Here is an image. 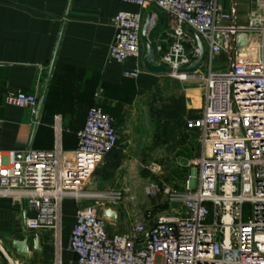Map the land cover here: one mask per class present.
<instances>
[{
	"label": "built area",
	"instance_id": "obj_1",
	"mask_svg": "<svg viewBox=\"0 0 264 264\" xmlns=\"http://www.w3.org/2000/svg\"><path fill=\"white\" fill-rule=\"evenodd\" d=\"M120 1L140 8L155 5L167 13L174 25L161 61L173 70L170 76L203 84L202 114L187 123L191 132H200L197 176L187 177L184 191L150 185L147 193L164 195L169 208L161 213L149 209L126 232L110 234L113 221L103 211L125 197L121 192L93 194L87 187L116 147L118 133L113 117L95 103L72 153L59 145L51 151L0 152V199L11 198L25 214L34 213L25 218L29 230L56 234L63 201L73 199L77 211L70 249L77 264H264V1L246 25L237 23L236 4L225 10L223 0ZM143 21L142 12L116 15L110 60L139 61ZM155 21L151 15L150 28ZM189 30L207 43L205 75L200 72L205 63L197 72L177 73L200 55ZM157 51H162L160 45ZM221 54L228 56L229 69L215 73L213 64ZM140 73L136 69L127 75L137 78ZM6 102L35 111L37 97L15 91ZM86 200L93 203L86 205Z\"/></svg>",
	"mask_w": 264,
	"mask_h": 264
},
{
	"label": "crops",
	"instance_id": "obj_2",
	"mask_svg": "<svg viewBox=\"0 0 264 264\" xmlns=\"http://www.w3.org/2000/svg\"><path fill=\"white\" fill-rule=\"evenodd\" d=\"M262 1L223 0L221 5L230 10L236 4L237 23L246 25ZM120 11L142 12L143 25L148 14L156 15L147 35L149 44L142 37L139 61L119 64L109 58L115 38L113 20ZM173 25L172 18L155 5L140 8L120 0H0V152L51 151L59 145L70 154L78 147L89 108L98 103L113 117L118 143L96 170L87 191L121 192L132 213L128 217L119 213L116 207L123 201L105 209L103 215L108 210L117 214L110 234L126 232L144 216L131 195L132 187L152 183L137 170L156 168L169 178L174 169L186 171L193 166L198 174L194 162L200 157V132H191L187 123L202 114L203 84L152 73L145 65L151 46L154 65L166 66L161 57L170 48L167 33ZM216 58L220 70L215 71L213 64V71L227 72L228 56ZM136 69L141 71L137 78L127 75ZM15 91L35 95V111L8 105L6 97ZM188 176L183 174V187ZM166 185L174 187L172 182ZM76 211L75 201L65 199L59 234L29 230L25 218H33L34 213L25 214L11 198L0 199V264H77L70 249ZM23 240L28 241L29 257L18 255L13 247Z\"/></svg>",
	"mask_w": 264,
	"mask_h": 264
},
{
	"label": "rangeland",
	"instance_id": "obj_3",
	"mask_svg": "<svg viewBox=\"0 0 264 264\" xmlns=\"http://www.w3.org/2000/svg\"><path fill=\"white\" fill-rule=\"evenodd\" d=\"M204 44V48L205 51L208 53V46L207 43L203 41ZM219 61L216 58V60L214 61V70L218 71L220 70V65H219ZM208 60H206L205 65L203 67V71L206 74L208 69ZM204 74V75H205ZM190 84H201V82H190ZM183 171L179 168L174 169L175 173H172L169 176V178H166V173L164 172V170L159 171L156 168H151V169H147V168H143V169H139L137 170V174L138 172H144L146 175V178H149L152 184H158L160 186L162 185H166L169 184L170 182L174 183V188L179 190V191H184V187H183V174L185 175H190L193 177L197 176V172H196V168L195 167H191V168H185ZM128 172H130V169H127ZM152 174H151V173ZM132 174V173H131ZM148 175H151L150 177ZM150 184V183H149ZM151 184V185H152ZM192 187L196 186V180L195 178L192 180L191 182ZM147 186H149L147 183L144 185H139L138 187H132V192L131 195H135L136 197V204H140L141 205V212L140 214H142V216L145 214V212L149 209L154 210L155 213H161L166 211L169 207H168V202H167V198L164 195H157L156 197H152L147 193ZM147 187V188H146ZM175 206V205H174ZM116 209L119 211L120 214H123L125 217L130 216L131 210L128 211V206L126 204L125 201L121 202L120 207H116ZM249 213V208L248 206L245 207V214L247 215Z\"/></svg>",
	"mask_w": 264,
	"mask_h": 264
},
{
	"label": "water",
	"instance_id": "obj_4",
	"mask_svg": "<svg viewBox=\"0 0 264 264\" xmlns=\"http://www.w3.org/2000/svg\"><path fill=\"white\" fill-rule=\"evenodd\" d=\"M150 24H151V14H148L146 24L144 25L143 31H142V37L148 44H149V41H148L147 35L150 30ZM189 33L197 41L198 47L200 48V55L194 64L184 69L178 70L177 73H194V72H197L204 65L206 53H205V48L203 46V43L200 37L194 31L189 30ZM154 61H155L154 50L152 49L151 46H149V51L145 59V65L147 69L152 73H158V74H161V73L172 74L173 73V70L170 67L163 66V65L155 66ZM105 216L108 217L113 222L117 220V214L111 210L106 211ZM38 244H39V241L36 240L35 241L36 249H37ZM13 247L17 251L18 255L22 257H29L30 253H29V245H28L27 240L15 241L13 243Z\"/></svg>",
	"mask_w": 264,
	"mask_h": 264
}]
</instances>
